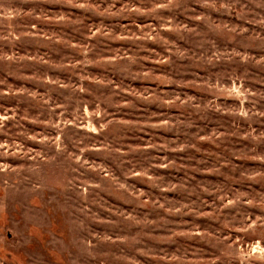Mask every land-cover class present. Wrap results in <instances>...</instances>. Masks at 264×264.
Returning a JSON list of instances; mask_svg holds the SVG:
<instances>
[{"label":"rangeland","instance_id":"obj_1","mask_svg":"<svg viewBox=\"0 0 264 264\" xmlns=\"http://www.w3.org/2000/svg\"><path fill=\"white\" fill-rule=\"evenodd\" d=\"M0 264H264V0H0Z\"/></svg>","mask_w":264,"mask_h":264}]
</instances>
